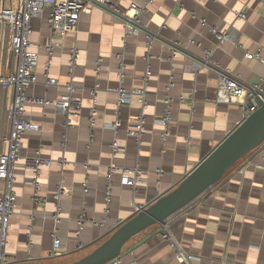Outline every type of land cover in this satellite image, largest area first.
Returning <instances> with one entry per match:
<instances>
[{
    "label": "crops",
    "instance_id": "1",
    "mask_svg": "<svg viewBox=\"0 0 264 264\" xmlns=\"http://www.w3.org/2000/svg\"><path fill=\"white\" fill-rule=\"evenodd\" d=\"M105 1L94 3L80 15L76 30L61 38L49 28V11L30 21V49L38 58L24 115L38 129L24 133L13 170L15 208L5 245L9 264L76 261L137 208L172 191L244 117L239 102H216L221 76L235 77L246 88L258 84L264 94V65L244 57L258 54L264 61V0ZM130 4L141 11L136 33L126 35ZM8 8L17 9L18 0H0V10ZM241 11L245 18H236ZM211 28L227 33L218 47ZM6 40V26L0 24V74L15 67ZM48 79L57 84L48 85ZM68 85L80 106L65 127L64 114L48 102L67 96ZM119 88L129 93L143 88L145 107L136 96L118 107ZM12 101L13 90L0 88V155L6 151L2 139L10 131ZM166 110L170 120L164 135ZM138 116L144 131L137 142L127 129ZM114 121L116 130L109 127ZM37 157L50 164L35 174ZM110 166L115 170L109 179ZM135 168L142 174L132 190L122 177L124 169ZM33 176L41 204L32 201L28 181ZM59 186L64 194L55 199ZM81 214L85 220L79 226ZM166 225V233L154 226L130 239L120 264H180L175 245L196 258L192 264H264V143ZM54 234L63 254L51 259Z\"/></svg>",
    "mask_w": 264,
    "mask_h": 264
},
{
    "label": "built area",
    "instance_id": "2",
    "mask_svg": "<svg viewBox=\"0 0 264 264\" xmlns=\"http://www.w3.org/2000/svg\"><path fill=\"white\" fill-rule=\"evenodd\" d=\"M150 0H147L149 2ZM94 3L105 4V0H18V8H8L0 10V24L5 25L7 29V40L5 42V49L7 57L15 62L14 69L7 74H0V88L2 90H13V101L7 109L8 118L10 121V131L6 137L2 139V142L6 145V151L0 155V182L2 183V191L0 192V264H9L6 254L5 245L7 241L9 221L10 217L14 213L15 208V194L13 191V170L16 161L20 158L19 152L21 149V142L24 133L31 130H37L38 126L34 125L26 119L24 115L25 103L27 97L25 91L28 87L36 82L34 69L37 65V51L31 50V43L29 36L31 34L30 21L32 18L39 17L43 11H49V28L53 35L61 38L66 33L74 32L77 28L79 17L83 13H88ZM132 11L131 21L126 22L125 34H135V22H137V16L141 9L134 5H129ZM236 18L244 19V12H237ZM210 33L216 38L217 47L220 46L226 39L227 33L221 32L216 28H211ZM53 47V46H52ZM50 47V50L52 49ZM207 52V51H206ZM173 54L172 57H175ZM208 53H206L207 57ZM246 60H259L263 65L264 61L259 59L258 54H245ZM50 68V65H46V70ZM123 74L119 73V78H122ZM48 85H56L57 82L54 79L47 80ZM68 95L63 97L60 101L48 102L53 104L56 108L60 109L64 114L63 125L67 127L69 125V116L75 115L78 112L80 106V100L71 94V86H67ZM117 106H124L129 104L131 97L136 96L137 101L141 109L145 107V90L143 88L135 89L133 91L126 92L124 89H117ZM262 93L258 84L244 87L241 85L235 77L221 76L218 80V91L216 102L231 103L239 102L244 112L245 118L250 113L256 110V104L254 100L256 97H260ZM248 101L251 103L249 108H246ZM264 102V99L262 100ZM170 116L166 110V114L161 119V124L164 128V135L168 131V123ZM119 126L118 121H114L109 127L116 130ZM144 131V121L141 116L135 117L130 123L127 129V135L134 137L138 142L141 134ZM112 153H116L118 150V144L113 141L111 144ZM34 171L37 174L39 167H48L50 162L40 158L33 159ZM115 167L110 166L107 172V178H111ZM160 174V171L157 172ZM142 172L135 169H124L122 183L132 190L135 189L137 182L141 179ZM29 185L33 188L32 201L35 204L43 203L44 199L39 195V183L36 176H33L28 181ZM84 187V191H85ZM64 194L61 186H59L57 193L54 195L55 199H58L60 195ZM141 208H137L136 211ZM170 218V217H169ZM162 226L164 232L168 231L166 222ZM85 217L83 214L77 219L79 226L84 222ZM56 221L59 220L56 217ZM165 232V233H166ZM164 238H167L166 234ZM80 248V246H79ZM174 258L178 260L180 264H192L195 257L186 255L178 245L174 248ZM63 254L62 245L59 238L54 234L52 240V249L49 253V258H57ZM109 264H120L119 257L112 260Z\"/></svg>",
    "mask_w": 264,
    "mask_h": 264
},
{
    "label": "water",
    "instance_id": "3",
    "mask_svg": "<svg viewBox=\"0 0 264 264\" xmlns=\"http://www.w3.org/2000/svg\"><path fill=\"white\" fill-rule=\"evenodd\" d=\"M126 22L128 20L126 19ZM264 94L256 97V110L240 121L228 135L169 193L141 208L119 225L89 254L67 264H109L119 257L125 244L150 227H161L174 213L187 206L217 184L227 171L264 143ZM251 103L248 101L246 108ZM16 264H56L23 262Z\"/></svg>",
    "mask_w": 264,
    "mask_h": 264
}]
</instances>
